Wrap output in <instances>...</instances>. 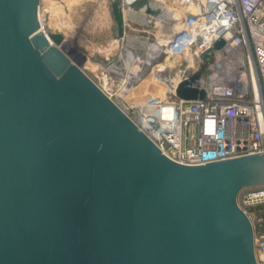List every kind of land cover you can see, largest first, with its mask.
<instances>
[{"label":"water","instance_id":"water-1","mask_svg":"<svg viewBox=\"0 0 264 264\" xmlns=\"http://www.w3.org/2000/svg\"><path fill=\"white\" fill-rule=\"evenodd\" d=\"M40 6L0 0V264H258L238 196L264 185V153L169 159L83 71L86 57L42 31ZM111 11L124 38L119 1ZM224 46L198 58L180 99H205L200 61Z\"/></svg>","mask_w":264,"mask_h":264},{"label":"built area","instance_id":"built-area-1","mask_svg":"<svg viewBox=\"0 0 264 264\" xmlns=\"http://www.w3.org/2000/svg\"><path fill=\"white\" fill-rule=\"evenodd\" d=\"M115 1L123 13H144L149 23L177 30L161 52L184 60L157 73L166 88L163 96L132 106L125 99L129 94L122 97L99 86L158 149L187 166L264 153V0H111V7ZM149 9L159 15L147 14ZM221 40L225 46L213 60L200 61L204 71L194 86L206 91L205 99H180L179 85L200 71L198 58ZM232 61L240 63L243 76L237 70V79L217 81ZM238 204L254 228L257 263L264 264V233L259 231L264 219L251 212L264 206V185L243 189Z\"/></svg>","mask_w":264,"mask_h":264},{"label":"rangeland","instance_id":"rangeland-1","mask_svg":"<svg viewBox=\"0 0 264 264\" xmlns=\"http://www.w3.org/2000/svg\"><path fill=\"white\" fill-rule=\"evenodd\" d=\"M110 3L111 0H41L40 7L46 30L65 35L79 55L86 57L82 69L102 89L117 93L132 76L133 93L125 96L132 106L151 96H163L166 88L157 73L184 60L161 52V46L170 43L177 30L158 21L149 23L148 18L143 21L145 14L133 11L131 16L123 13L127 15L126 31L125 37L119 38ZM139 60L144 62L142 69L137 67ZM251 212L264 219V206L253 207ZM259 231L264 233V225Z\"/></svg>","mask_w":264,"mask_h":264},{"label":"bare ground","instance_id":"bare-ground-1","mask_svg":"<svg viewBox=\"0 0 264 264\" xmlns=\"http://www.w3.org/2000/svg\"><path fill=\"white\" fill-rule=\"evenodd\" d=\"M171 9H176L177 8V5H172V4H170V6H169ZM183 10V9H182ZM41 7H40V12H39V18H40V20L41 21H44L43 20V17H42V13H41ZM177 16H179V15H175V18L177 17ZM143 21H145V17L142 19ZM41 29H42V31L43 32H45V33H47L48 31L46 30V26H45V24L43 23L42 25H41ZM125 31H126V28H125ZM124 35H125V33H124ZM66 38V37H65ZM68 50H71L73 53L76 51V50H78V49H76L75 47H74V45H70V46H68ZM76 53V52H75ZM74 53V54H75ZM239 64L240 63H236V62H234V61H232L230 64H228V66H226V68L224 69V71L219 75V77L217 78V81H219V82H225V81H230V80H233V79H237V78H235V75H236V73H237V70H238V72H239V69H240V67L238 68V66H239ZM88 65H92L91 63H88ZM143 65H144V62H143V60H139V64H138V66L137 67H140V69H142V67H143ZM240 73V72H239ZM240 75L241 76H243V74H241L240 73ZM132 76H128L127 77V79H126V83H125V86H124V88L122 89V90H120L119 91V94H121V95H132V93H133V90H132V85H131V83H132ZM133 84V83H132ZM147 90V89H146ZM148 92V91H147ZM130 98V97H129ZM133 99V98H132ZM127 100H128V98H127ZM131 100V99H130Z\"/></svg>","mask_w":264,"mask_h":264},{"label":"crops","instance_id":"crops-1","mask_svg":"<svg viewBox=\"0 0 264 264\" xmlns=\"http://www.w3.org/2000/svg\"><path fill=\"white\" fill-rule=\"evenodd\" d=\"M113 16V15H112ZM126 18H127V15H126V17H124V15L122 14V20H123V24H124V26H125V28H126ZM144 18V17H143ZM142 18V19H143ZM116 25V24H115ZM116 31H117V25H116ZM65 36V35H64Z\"/></svg>","mask_w":264,"mask_h":264}]
</instances>
